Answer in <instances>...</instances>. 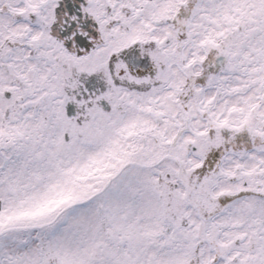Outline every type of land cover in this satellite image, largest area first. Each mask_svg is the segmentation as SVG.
<instances>
[{"label": "rangeland", "instance_id": "1", "mask_svg": "<svg viewBox=\"0 0 264 264\" xmlns=\"http://www.w3.org/2000/svg\"><path fill=\"white\" fill-rule=\"evenodd\" d=\"M24 1L0 0V264H264V0H90L107 45L72 80L21 18L55 1ZM132 41L165 69L116 77Z\"/></svg>", "mask_w": 264, "mask_h": 264}, {"label": "flooded vegetation", "instance_id": "2", "mask_svg": "<svg viewBox=\"0 0 264 264\" xmlns=\"http://www.w3.org/2000/svg\"><path fill=\"white\" fill-rule=\"evenodd\" d=\"M123 21H125V19H123ZM100 28H102V26H100ZM128 28H129V24H126L125 25V29H123V30L125 31ZM99 37H100V42L98 43L99 46L94 48L93 51L106 46L107 42L105 43V36L103 35L102 29L99 32ZM176 37H178V33L177 32H176ZM180 40H181V38H180ZM136 44L137 43H129V44H127L124 47H121V48H119V49H117L115 51H112L110 53V55L108 56V58H110V61H111V64H112V71H113V73H115L116 77L125 78L126 80H129V81H132V82L133 81H136V82L137 81H141V82H143L146 79H148L149 77L157 76L160 69L164 70L165 69V63L160 61L161 58L160 59L158 58L159 56H158L157 52L150 53L147 50L141 51V49H140L141 44H140V45H138L139 51H138L137 55L139 57H142L143 61L141 63H139V65L136 68H134V69L128 68L127 61L122 59L121 56H118V55H115V54H117L118 52H120L121 50H123L125 48H129L130 47L131 49H134ZM39 46L38 47L33 46L32 52H34V53L37 52V50L39 49ZM179 48L177 49V47H175L174 51H179ZM60 52H63V54H60ZM90 53H91V51L89 53H87L86 55L89 56ZM56 54L58 56H60V57H63V62L59 63V66H62V69H63L61 78L67 77L68 80H72L73 79L72 76L79 75L78 73H74V69H73L74 67H71V68L70 67H66L67 66V59L66 58H68V57H71V58H82V57H86V55H71L67 51H65L63 47L60 48V51L57 52ZM130 56H132V55H130ZM112 57H114V60H111ZM54 60H55V62H57L59 60V57H55ZM191 94H193V93H191ZM113 99L110 97L107 100V102L104 103V104L102 103V105L106 109L108 107V104H109L113 109L118 111L120 109V106H118L115 103H112ZM146 107L148 109V114H151L153 111H155V106L153 107V110H151V107L149 105H146ZM74 109H77L76 106H74ZM159 192L161 194H163L162 190H159ZM36 227H38V225H36L34 228H36ZM47 253L49 255L48 258H50V261L54 262L55 259L53 257L52 249H50V251L47 250Z\"/></svg>", "mask_w": 264, "mask_h": 264}, {"label": "trees", "instance_id": "3", "mask_svg": "<svg viewBox=\"0 0 264 264\" xmlns=\"http://www.w3.org/2000/svg\"><path fill=\"white\" fill-rule=\"evenodd\" d=\"M160 198H161L162 201H163V204H162V206H163V212H164L163 215H164V217H166V216L168 215V211H167V209L169 208V206H168V203H167V200H166L164 194H161V195H160Z\"/></svg>", "mask_w": 264, "mask_h": 264}, {"label": "water", "instance_id": "4", "mask_svg": "<svg viewBox=\"0 0 264 264\" xmlns=\"http://www.w3.org/2000/svg\"><path fill=\"white\" fill-rule=\"evenodd\" d=\"M124 53H125V51H124ZM133 62H134V64H135L136 61H133ZM131 65H132V64H131ZM70 107H71V111H72V110L75 111V109H74L73 106H70ZM71 111H69V114L71 113ZM182 222H183V224L185 225L186 221H185V220H182Z\"/></svg>", "mask_w": 264, "mask_h": 264}, {"label": "bare ground", "instance_id": "5", "mask_svg": "<svg viewBox=\"0 0 264 264\" xmlns=\"http://www.w3.org/2000/svg\"><path fill=\"white\" fill-rule=\"evenodd\" d=\"M76 2H77V0H76Z\"/></svg>", "mask_w": 264, "mask_h": 264}]
</instances>
